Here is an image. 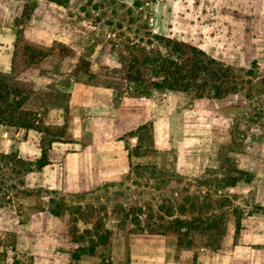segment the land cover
I'll list each match as a JSON object with an SVG mask.
<instances>
[{
	"label": "rangeland",
	"instance_id": "374dc122",
	"mask_svg": "<svg viewBox=\"0 0 264 264\" xmlns=\"http://www.w3.org/2000/svg\"><path fill=\"white\" fill-rule=\"evenodd\" d=\"M59 1L0 0V76L27 95L30 124L0 125V154L15 151L32 162L44 146L49 156L32 172L0 160V264H264V0ZM16 19L24 37L47 53L18 76L9 68ZM145 31L192 44L241 76L255 62L250 90L221 99L172 91L128 96L112 72L118 64L108 42ZM58 45L69 55L59 56ZM143 124L152 128L156 160L173 167L179 183L154 190V181L147 188L142 179H126V148ZM229 164L251 180L218 192L227 200L218 249L195 232H185L192 238L186 246L173 235L139 231L123 217L132 200L150 203L165 221L161 206L176 217L175 208L189 207L202 181L209 197L197 205L209 203L211 211L212 178ZM52 208L62 214L53 217ZM103 229L107 244L93 256L71 257Z\"/></svg>",
	"mask_w": 264,
	"mask_h": 264
},
{
	"label": "trees",
	"instance_id": "16d2710c",
	"mask_svg": "<svg viewBox=\"0 0 264 264\" xmlns=\"http://www.w3.org/2000/svg\"><path fill=\"white\" fill-rule=\"evenodd\" d=\"M49 1L60 3L59 0ZM135 5L138 6V4ZM34 7L35 3L31 2L22 17L29 20ZM130 22L133 23V20L130 19ZM14 27L16 28L14 51L9 68L10 74L18 76L26 69L40 63L47 53L24 37L26 29L21 19L14 21ZM108 45V53L114 56L118 64L112 72L119 76L120 81L125 85L126 93L133 98L148 99L154 93L172 91L193 93L196 98L221 99L243 90L249 91L252 80L255 78L253 73L255 62L252 63L253 68L241 76L232 67L207 55L192 44L149 31L137 37L127 38L125 42L109 41ZM58 46L59 56L69 55L66 47ZM26 96L22 90L0 76V125L15 128L30 126L23 111ZM249 96L248 94L247 97L250 98ZM131 135L135 139V145L131 149L126 148L129 174L126 177L127 180L131 179L130 176L142 179L143 187L147 188H150L149 184L154 181V190L170 182H180V177L173 167L164 168L156 160L161 153L155 148L152 128L149 125L138 126ZM47 150L48 147L40 146V155L32 162L19 159L15 151L0 154V160L5 165L22 166L24 172L40 171L49 164ZM212 180L215 184L213 186L215 197L212 200L215 207L211 211H208L209 203L197 205L198 199L206 200L209 197L210 185L207 181H202L197 186L199 191L193 196L194 200L189 201V207L178 205V208H175L178 214L176 217H172L173 215L168 211L169 207L166 209L161 206L160 210H164L169 218L165 221V217L157 214L159 210H155L148 202L141 205L138 200H132L127 205L125 212L123 210V217L136 225L139 231H145L148 234L173 235L179 244L186 240V246H191L192 238L186 239L185 232H195L207 237L210 249H218L225 234L223 210L227 202L226 198L218 192L224 188L234 187L239 182H249L251 175L229 164L224 169L220 167L217 176ZM202 188L205 191H202ZM174 194L177 195V191H174ZM236 212L237 209L233 208L232 213ZM49 213L53 217H59L62 214L53 208L49 210ZM179 216H182V219ZM234 227L235 235H237L238 217L235 219ZM97 230H100L99 226L94 227V231L97 232ZM108 235L105 229L94 234L93 239L89 240L86 246L80 245L78 253H73L71 257L78 260L82 255L93 256L99 245L107 244ZM71 241L76 244L80 242L75 236H72Z\"/></svg>",
	"mask_w": 264,
	"mask_h": 264
}]
</instances>
